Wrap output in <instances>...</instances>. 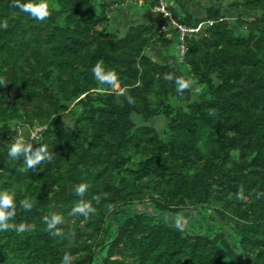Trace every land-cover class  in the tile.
I'll return each mask as SVG.
<instances>
[{
	"label": "trees",
	"instance_id": "1",
	"mask_svg": "<svg viewBox=\"0 0 264 264\" xmlns=\"http://www.w3.org/2000/svg\"><path fill=\"white\" fill-rule=\"evenodd\" d=\"M125 1L48 0L39 21L0 0V191L16 193L12 222L36 226L0 232V264H61L66 252L73 264H264V0H165L170 15L134 0L114 29ZM173 20L193 29L184 52ZM98 61L134 104L94 79ZM165 73L200 91L177 93ZM17 134L54 159L17 171ZM84 182L85 200L101 197L88 219L69 215ZM53 212L74 237L48 232Z\"/></svg>",
	"mask_w": 264,
	"mask_h": 264
},
{
	"label": "clouds",
	"instance_id": "2",
	"mask_svg": "<svg viewBox=\"0 0 264 264\" xmlns=\"http://www.w3.org/2000/svg\"><path fill=\"white\" fill-rule=\"evenodd\" d=\"M10 6L19 9L23 13L29 14L31 17L39 21L48 19L52 14L48 0H27V2H23V0H12ZM3 27H7V22L3 24ZM91 71L93 73L94 79L98 83L107 85L110 91L117 95L125 96L129 104L135 103L134 98L130 95H127V89L117 91L120 82L118 73L115 70H106L103 67L102 62L98 61ZM163 78L169 82L174 81L176 85V91L179 94H183L186 90H194L196 92L200 91L199 88L193 89V85L197 83L195 80L185 79L182 76H175L173 73H165ZM0 84L7 86L2 79H0ZM209 114L214 115L215 110H209ZM7 155L8 158L13 160H18L21 157L23 158L25 167L17 169L19 172L34 169L42 163L46 161L51 162L54 159V154L49 150L47 144L39 143V146L34 148L33 143L23 139L20 134H17L15 137H13L12 142L8 144ZM89 189L90 185L86 182L75 186V195L81 199L77 201L75 206L72 208L71 212L69 213L70 216L79 215L83 216L85 219H88L90 216L97 214V208L94 206L92 201H95V203L98 205L101 202V197L96 195L93 196L92 200H85L84 197ZM243 191L244 190L241 187L238 192V198L241 200L245 198ZM261 197H264V192L257 194V199H260ZM19 207L30 211L34 207V203L28 198H25L19 201ZM107 211H112L111 205L107 206ZM16 216V193L9 192L7 190L0 191V232L15 231L19 234L35 229L36 226L34 224H28L24 222L17 224L12 222L15 220ZM43 222L47 225V230L53 237H74V234H72L71 237L66 235L64 229L59 227L60 225L66 223L63 215L61 214L53 212L50 215H45L43 217ZM174 226L178 230L183 231L185 227L183 218L177 217L175 219ZM73 260L74 258L66 252L61 260V264H73Z\"/></svg>",
	"mask_w": 264,
	"mask_h": 264
},
{
	"label": "rangeland",
	"instance_id": "3",
	"mask_svg": "<svg viewBox=\"0 0 264 264\" xmlns=\"http://www.w3.org/2000/svg\"><path fill=\"white\" fill-rule=\"evenodd\" d=\"M212 1L211 0H203L201 2V6H205V5H208L210 4ZM134 5H135V1L134 0H126L124 3H121L120 5H117L114 7V19H113V24H112V28H122L124 27V23L122 24L121 21H125V18L126 17H129L131 16L132 14L135 13V9H134ZM191 10L194 12V13H197V14H200L201 12V9L198 8V7H191ZM229 18L231 19V22H232V25L235 27V28H238L235 24V22L232 20V16L230 15ZM127 19V18H126ZM154 55H157V53H153ZM163 57V56H162ZM165 57V56H164ZM165 58H170L171 60H179L178 57H174L172 55L168 56V57H165ZM135 120L139 121L138 120V117L135 115L134 116ZM158 119L157 120H154V124L159 128V129H163L164 128V125H165V120L164 119H159V118H164L163 116H159L157 117ZM186 219L184 218L183 222H185Z\"/></svg>",
	"mask_w": 264,
	"mask_h": 264
},
{
	"label": "built area",
	"instance_id": "4",
	"mask_svg": "<svg viewBox=\"0 0 264 264\" xmlns=\"http://www.w3.org/2000/svg\"><path fill=\"white\" fill-rule=\"evenodd\" d=\"M160 4L157 5L156 9L159 10V11H162L164 12L166 15H170L167 8H166V1L165 0H159ZM180 30V39H181V45H180V49H181V52H184L185 50V43H184V36H185V33L189 30H193L191 28H188L187 26L181 24V23H178L176 21H172ZM43 127L42 126H37L35 127L33 130H32V133H31V137H36L38 136V133L39 131L42 129Z\"/></svg>",
	"mask_w": 264,
	"mask_h": 264
}]
</instances>
